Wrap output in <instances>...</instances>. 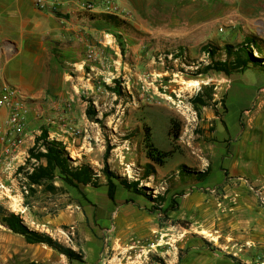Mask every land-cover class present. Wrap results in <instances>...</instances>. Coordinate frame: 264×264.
Instances as JSON below:
<instances>
[{"label": "rangeland", "instance_id": "obj_1", "mask_svg": "<svg viewBox=\"0 0 264 264\" xmlns=\"http://www.w3.org/2000/svg\"><path fill=\"white\" fill-rule=\"evenodd\" d=\"M231 3L36 0L39 10L62 20L84 18L80 30L88 32L76 29L81 67L66 70L62 115H45L35 137L46 129L71 168L89 166L93 175L72 186L55 170L31 183L28 176L46 162L28 158L33 145L25 149L0 208L78 259L27 243L0 214V264H236L227 255L264 264V151L257 143L244 148L227 131L248 128L253 139L264 128V0L239 2L242 20L226 13ZM226 45L249 48L261 62L228 76L206 71L211 58L203 48L223 61ZM89 104L92 119L85 115ZM150 153L162 163L150 161ZM244 154H251L249 174ZM104 168L113 175L112 199Z\"/></svg>", "mask_w": 264, "mask_h": 264}, {"label": "crops", "instance_id": "obj_2", "mask_svg": "<svg viewBox=\"0 0 264 264\" xmlns=\"http://www.w3.org/2000/svg\"><path fill=\"white\" fill-rule=\"evenodd\" d=\"M230 1L232 6H236V11L233 14L231 7H227L226 13L242 20L239 2L243 0ZM83 19L78 17L77 21L71 14L62 20L39 10L36 0H0V92L9 85L27 98V138L23 141L22 151L33 145V138L39 132L33 127L43 121L45 115L51 118L63 113L62 106L68 98L65 94L68 88L66 70L75 64L81 67L75 38L80 35L77 30L85 28L83 24L80 27ZM87 32L81 31L82 34ZM235 97L241 101L240 94ZM4 114L5 111L0 110V116ZM257 129L259 135L253 139L248 128L241 132L238 128L227 131L231 135L238 134L244 148H253L257 143L258 148L264 151V128ZM247 156L251 158V154H244L242 170L249 174L246 170Z\"/></svg>", "mask_w": 264, "mask_h": 264}, {"label": "trees", "instance_id": "obj_3", "mask_svg": "<svg viewBox=\"0 0 264 264\" xmlns=\"http://www.w3.org/2000/svg\"><path fill=\"white\" fill-rule=\"evenodd\" d=\"M92 16L102 17L105 20L115 22V18H113L110 15L92 14ZM244 42L247 44L252 43V41L248 38H246ZM254 47L260 53V48L257 45H255ZM214 50L215 49H211V47H206L203 48L202 50V51H206V53L211 58L210 64L205 67L206 71L215 70L217 72H221L224 75L228 76L237 69L247 67V65L250 63L257 66L261 62L260 60L251 57L250 53L248 52L249 48H244L242 46H240L239 48H235V50H232V46L226 45L224 47L226 58L223 61L213 60V56L215 54ZM231 56H232V60L230 59ZM108 89L114 93L119 94V91L116 88L113 89L108 88ZM92 114H93V106L89 104V106L85 110V115L89 119H92ZM92 121L96 122L97 119H94ZM39 142H41L40 144L41 147L44 149V152H42L37 148ZM158 157L159 156H156L155 154H151V153L148 154V159H150V161L154 163H158L160 165L162 163V160ZM28 158H32L36 160L43 158L46 162V166L33 169L32 173L28 176L30 182L34 184L39 183L41 180L51 179L52 174L55 170L59 172V174L62 176L63 180L66 183L72 186H75L77 184H82V185L88 184L91 181L93 175L92 170L89 168V166L83 165L77 168H71L68 163L69 158L65 150L61 146V143L56 141H47L46 129H41L40 135L38 137H35L33 146L28 149ZM106 158H107V151L104 155L105 161ZM151 169H152L151 166L148 164L146 165L145 172L149 173ZM103 172L105 173L108 179L107 194L108 197L112 199L115 186L110 180V178L113 177V175L107 171V168H104ZM124 185L129 188L130 184L124 182ZM0 214L3 215L2 221L4 225L11 232L21 235L27 243L44 244L54 249L55 251L63 254L69 260L78 259L76 258L78 257L77 254L72 249L62 246L59 242L52 239L48 234L39 233L27 229L21 223L18 216L10 213H5L2 208H0ZM227 258L236 264H242L236 257L232 255H227Z\"/></svg>", "mask_w": 264, "mask_h": 264}, {"label": "built area", "instance_id": "obj_4", "mask_svg": "<svg viewBox=\"0 0 264 264\" xmlns=\"http://www.w3.org/2000/svg\"><path fill=\"white\" fill-rule=\"evenodd\" d=\"M27 98L13 86H5L0 92V197L9 193L6 181L24 165L26 150L22 144L26 135Z\"/></svg>", "mask_w": 264, "mask_h": 264}, {"label": "bare ground", "instance_id": "obj_5", "mask_svg": "<svg viewBox=\"0 0 264 264\" xmlns=\"http://www.w3.org/2000/svg\"><path fill=\"white\" fill-rule=\"evenodd\" d=\"M232 6V5H231ZM231 6H228V7H231ZM228 13V12H227ZM234 14V13H233ZM194 85H197V83L196 82H194Z\"/></svg>", "mask_w": 264, "mask_h": 264}]
</instances>
